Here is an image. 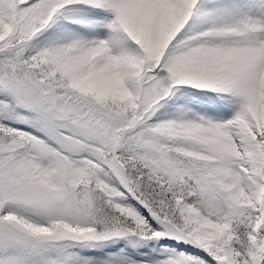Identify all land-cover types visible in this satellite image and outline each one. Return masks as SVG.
I'll use <instances>...</instances> for the list:
<instances>
[{
    "label": "snow or ice",
    "instance_id": "1",
    "mask_svg": "<svg viewBox=\"0 0 264 264\" xmlns=\"http://www.w3.org/2000/svg\"><path fill=\"white\" fill-rule=\"evenodd\" d=\"M0 264H264V0H0Z\"/></svg>",
    "mask_w": 264,
    "mask_h": 264
}]
</instances>
